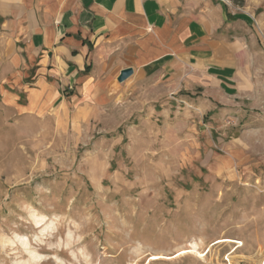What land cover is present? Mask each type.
<instances>
[{
    "label": "rangeland",
    "instance_id": "1",
    "mask_svg": "<svg viewBox=\"0 0 264 264\" xmlns=\"http://www.w3.org/2000/svg\"><path fill=\"white\" fill-rule=\"evenodd\" d=\"M212 1L235 61L39 115L0 33V264H264V0Z\"/></svg>",
    "mask_w": 264,
    "mask_h": 264
},
{
    "label": "crops",
    "instance_id": "2",
    "mask_svg": "<svg viewBox=\"0 0 264 264\" xmlns=\"http://www.w3.org/2000/svg\"><path fill=\"white\" fill-rule=\"evenodd\" d=\"M229 24L212 0H0L1 45L23 70L3 104L45 114L99 100L159 63L235 61L243 42L227 37ZM125 68L132 73L118 81Z\"/></svg>",
    "mask_w": 264,
    "mask_h": 264
},
{
    "label": "water",
    "instance_id": "3",
    "mask_svg": "<svg viewBox=\"0 0 264 264\" xmlns=\"http://www.w3.org/2000/svg\"><path fill=\"white\" fill-rule=\"evenodd\" d=\"M132 73L131 68H125L120 71V74L117 78L118 81L124 80L126 77H128Z\"/></svg>",
    "mask_w": 264,
    "mask_h": 264
}]
</instances>
